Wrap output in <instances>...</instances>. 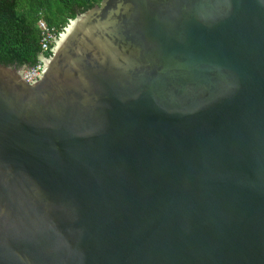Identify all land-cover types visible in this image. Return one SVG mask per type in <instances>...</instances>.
Returning <instances> with one entry per match:
<instances>
[{"label":"water","instance_id":"95a60500","mask_svg":"<svg viewBox=\"0 0 264 264\" xmlns=\"http://www.w3.org/2000/svg\"><path fill=\"white\" fill-rule=\"evenodd\" d=\"M62 30L34 82L0 63V264H264V0Z\"/></svg>","mask_w":264,"mask_h":264},{"label":"trees","instance_id":"16d2710c","mask_svg":"<svg viewBox=\"0 0 264 264\" xmlns=\"http://www.w3.org/2000/svg\"><path fill=\"white\" fill-rule=\"evenodd\" d=\"M99 1L0 0V63L17 68L35 65L41 54L38 21L42 19L58 38L69 19ZM50 55V50L45 53V57Z\"/></svg>","mask_w":264,"mask_h":264},{"label":"built area","instance_id":"2783aa9c","mask_svg":"<svg viewBox=\"0 0 264 264\" xmlns=\"http://www.w3.org/2000/svg\"><path fill=\"white\" fill-rule=\"evenodd\" d=\"M38 26L41 30V40H40V45H41V53L51 51V44L52 42L55 41L56 36L52 28L48 27L46 23L40 19L38 21ZM45 56H42V59ZM42 59H39L38 62L31 66V67H26L25 70L21 72L23 78L27 82H34L37 78H39V75L41 74V70L43 67Z\"/></svg>","mask_w":264,"mask_h":264},{"label":"rangeland","instance_id":"374dc122","mask_svg":"<svg viewBox=\"0 0 264 264\" xmlns=\"http://www.w3.org/2000/svg\"><path fill=\"white\" fill-rule=\"evenodd\" d=\"M64 28V27H63ZM63 31V30H62ZM61 33V32H60ZM46 53V52H45ZM45 53H43L44 55H42V53L39 55V58L38 59H42V56H45ZM25 66L24 67H20L19 68V71H20V73L23 71V70H25Z\"/></svg>","mask_w":264,"mask_h":264},{"label":"bare ground","instance_id":"6f19581e","mask_svg":"<svg viewBox=\"0 0 264 264\" xmlns=\"http://www.w3.org/2000/svg\"><path fill=\"white\" fill-rule=\"evenodd\" d=\"M63 36V35H62ZM45 62V65H46V62H47V60L46 61H44ZM44 68H45V66H44ZM44 68H43V70H44Z\"/></svg>","mask_w":264,"mask_h":264}]
</instances>
